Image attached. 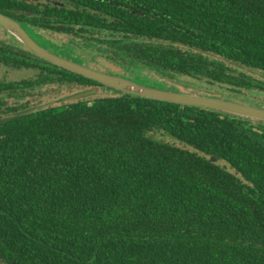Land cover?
<instances>
[{
    "label": "trees",
    "instance_id": "obj_1",
    "mask_svg": "<svg viewBox=\"0 0 264 264\" xmlns=\"http://www.w3.org/2000/svg\"><path fill=\"white\" fill-rule=\"evenodd\" d=\"M50 2L0 12L70 34L81 64L72 49L264 96V0ZM31 109L0 124V264H264V121L106 87L6 31L0 119Z\"/></svg>",
    "mask_w": 264,
    "mask_h": 264
},
{
    "label": "water",
    "instance_id": "obj_2",
    "mask_svg": "<svg viewBox=\"0 0 264 264\" xmlns=\"http://www.w3.org/2000/svg\"><path fill=\"white\" fill-rule=\"evenodd\" d=\"M0 26L3 27L16 40L22 43L35 56L59 67L68 69L81 76L93 79L105 86H109L118 89L119 91L144 98L162 100L182 105L203 107L221 111L233 116L238 115L240 117H244L253 121H264V108L230 101L227 99H223L218 95L202 96L198 94L165 90L162 87L158 88L148 85L144 82H137L121 76L97 71L95 69L86 67L83 64L75 62L74 60L59 56L46 47L42 46L41 44H38L25 27L2 12H0ZM99 92L100 89L94 86L90 89H85L84 91L69 96L66 99L75 100L89 95H94ZM32 110L33 109L3 117L0 119V124L13 120L21 116L22 114H25L26 112H30Z\"/></svg>",
    "mask_w": 264,
    "mask_h": 264
},
{
    "label": "flooded vegetation",
    "instance_id": "obj_3",
    "mask_svg": "<svg viewBox=\"0 0 264 264\" xmlns=\"http://www.w3.org/2000/svg\"><path fill=\"white\" fill-rule=\"evenodd\" d=\"M48 1L50 2V1H53V0H48ZM53 3H55L57 5H62V6H65V4H66L63 1H61V2H53ZM28 13H29V11H28ZM30 27L32 28V30L36 31V33L38 32V34L40 36L42 35L44 38L42 36H41V38L43 40H45L46 43L49 42L48 47L51 49L50 51H52L53 53H55V54H57L59 56H62V57L67 58V59H70V58H68L66 56L61 55L67 48H69V46L72 43V40L70 38L71 37L70 34H67V33L63 34L62 32L59 33L58 31H56V30H54L52 28L49 30L46 27L41 26L40 23L34 24V23L31 22L30 23ZM2 30H3V33L6 34V30L3 27H2ZM4 30H5V32H4ZM103 32H106V31H103ZM33 39H35V38L33 37ZM80 44L82 46H86V47L88 46V43H86V42H81ZM71 55L74 56V57H80L82 60H84L85 63L83 65L86 66V67L95 69L97 71H102V72H106V73H110V74H113V75L124 77V76H122L120 74H117V73H121L122 72L121 69H123V68H120V67H118V66H116V65H114L112 63H109V61H107L101 55H96V56L94 55V56H91V57H86L85 54H83V56H84L83 57L75 49H72ZM203 64H204V66H208L209 68L217 67L216 65H213L210 62L209 58H206L204 60ZM53 65H55V64H53ZM60 68H62V67H60ZM62 69L67 70L69 72H72V71H70L68 69H65V68H62ZM109 70H111L113 73H111ZM72 73H74V72H72ZM75 74H77V73H75ZM132 74L133 75L131 76V78L130 77L129 78L128 77H124V78H128V79H131V80H134V81H137V79H142V80H146L148 82V84H152V83H156L157 82L160 85H164L163 87H164L165 90H172V87H174V89H177V90H173V91H176V92L198 94V95H202V96H211V95H216L217 96L218 95V96H220L223 99H227V100L238 102V103H244V104H248L247 101H249V98H248L247 94L248 93H255L254 91H248L247 92V91L242 90L243 97L236 96L234 98L233 96H231V94L238 93L237 91L230 92L228 89H223L222 88L223 86H220L217 83L206 81V80H204V78L203 79H201V78L195 79V78L190 77V76L189 77L184 76L183 78H181L182 75H175V73H173V72L171 74L172 76L171 75H165L164 73H162L160 71H157L156 69H149V70L144 69V70H142L140 72H134ZM173 74H174V77H173ZM85 78H87V77H85ZM87 79H90V78H87ZM90 80L95 81L93 79H90ZM137 82H139V81H137ZM180 85H182L184 87V90H181ZM94 86H95V84L92 85V86L87 87L86 89H90L91 87H94ZM106 87H109V86H106ZM113 89H115V88H113ZM73 90L69 91V93L66 96V98L69 97V96H72V95H74L76 93H79V92H76V91H73ZM229 95H230V97L228 98L227 96H229ZM231 97H233V99ZM252 102L257 104L256 107L264 108L263 104L258 103L256 101H252Z\"/></svg>",
    "mask_w": 264,
    "mask_h": 264
},
{
    "label": "rangeland",
    "instance_id": "obj_4",
    "mask_svg": "<svg viewBox=\"0 0 264 264\" xmlns=\"http://www.w3.org/2000/svg\"><path fill=\"white\" fill-rule=\"evenodd\" d=\"M25 26V28L29 31V33L35 38V41L37 42V43H39V44H41V45H43V46H47V43H46V41L45 40H43L42 38H41V36L38 34V32L36 33V31H34V30H32V29H30V28H28L26 25H24ZM1 35H5L4 33H3V30L0 28V36ZM90 66V65H89ZM21 73V74H20ZM18 74H20V75H18ZM28 76V71H25V72H12V74H11V76H10V78H15V79H19V77H21V76ZM137 81H139V82H144V83H148L146 80H142V79H137ZM180 87H181V90H184V87L182 86V85H180ZM162 88H164V87H162ZM65 93H67V91H64L63 92V95L59 98V99H61L62 97H65L64 96V94ZM45 95V94H44ZM247 96H248V98H250V99H253V100H256V102H258V103H263V101H264V96H262V95H260V96H257L256 94H254V93H248L247 94ZM45 98H47L48 97V95H46V96H44ZM263 100V101H262ZM247 103L249 104V105H252V106H257V104L256 103H254V102H251V101H247Z\"/></svg>",
    "mask_w": 264,
    "mask_h": 264
}]
</instances>
